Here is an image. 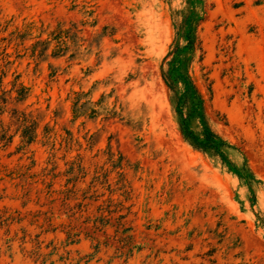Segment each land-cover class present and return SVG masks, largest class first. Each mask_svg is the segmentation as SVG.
Segmentation results:
<instances>
[{"label": "rangeland", "instance_id": "obj_1", "mask_svg": "<svg viewBox=\"0 0 264 264\" xmlns=\"http://www.w3.org/2000/svg\"><path fill=\"white\" fill-rule=\"evenodd\" d=\"M185 8L0 0V264H264V0H205L191 69L255 197L180 134L160 70ZM59 27L80 52L39 59Z\"/></svg>", "mask_w": 264, "mask_h": 264}, {"label": "trees", "instance_id": "obj_2", "mask_svg": "<svg viewBox=\"0 0 264 264\" xmlns=\"http://www.w3.org/2000/svg\"><path fill=\"white\" fill-rule=\"evenodd\" d=\"M185 2L186 8L179 12L182 19L175 22V42L164 57L160 70L161 78L170 94L180 134L196 150L217 156L230 171L240 178L246 179L249 182L251 193L255 197L250 171H242L229 159L227 150L232 146L210 124L207 101L192 76V65L197 53L202 51L199 27L204 20L205 0H185ZM72 34H74L72 29L57 28L47 40L37 41L34 55H37L41 60L48 58L47 52L54 44L51 57L59 58L67 53L70 49L69 41H72L74 47L71 56L75 58L80 52L79 41L81 40H75ZM29 93V88L21 84L18 89V100L25 101ZM18 121L23 127V140L27 144L35 142L39 123L30 121L26 114L19 116Z\"/></svg>", "mask_w": 264, "mask_h": 264}]
</instances>
